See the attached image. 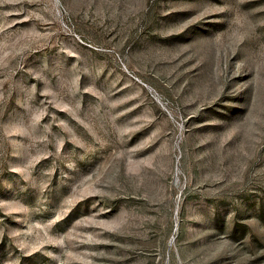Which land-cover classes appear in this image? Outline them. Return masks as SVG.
Instances as JSON below:
<instances>
[{
    "label": "rangeland",
    "instance_id": "1",
    "mask_svg": "<svg viewBox=\"0 0 264 264\" xmlns=\"http://www.w3.org/2000/svg\"><path fill=\"white\" fill-rule=\"evenodd\" d=\"M0 264H264V0H0Z\"/></svg>",
    "mask_w": 264,
    "mask_h": 264
}]
</instances>
